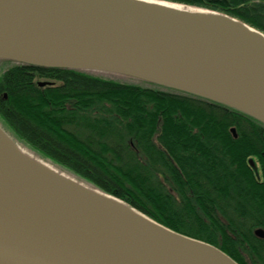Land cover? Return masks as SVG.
Segmentation results:
<instances>
[{
	"label": "water",
	"instance_id": "95a60500",
	"mask_svg": "<svg viewBox=\"0 0 264 264\" xmlns=\"http://www.w3.org/2000/svg\"><path fill=\"white\" fill-rule=\"evenodd\" d=\"M0 59L143 80L264 124V32L214 11L163 0H0ZM0 264L238 263L35 161L0 127Z\"/></svg>",
	"mask_w": 264,
	"mask_h": 264
},
{
	"label": "trees",
	"instance_id": "16d2710c",
	"mask_svg": "<svg viewBox=\"0 0 264 264\" xmlns=\"http://www.w3.org/2000/svg\"><path fill=\"white\" fill-rule=\"evenodd\" d=\"M165 1L222 13L264 32V0ZM3 63L10 65L0 73V117L19 143L238 264H264L261 241L249 239V263L229 249L230 193L235 203L249 204L250 228L264 227V180H254L264 179V124L143 80ZM39 79L49 84L39 86Z\"/></svg>",
	"mask_w": 264,
	"mask_h": 264
},
{
	"label": "flooded vegetation",
	"instance_id": "af4514ba",
	"mask_svg": "<svg viewBox=\"0 0 264 264\" xmlns=\"http://www.w3.org/2000/svg\"><path fill=\"white\" fill-rule=\"evenodd\" d=\"M0 127L8 134V131L0 125ZM257 183H262V177H254ZM230 191V190H229ZM231 192V191H230ZM249 214V204L244 201L241 204L233 201V193L229 194V249L238 250L239 254L244 256V261L249 263L246 250L250 248L249 239L261 241L262 245L259 247L264 248V237L258 236L255 231L261 229L264 232V227L253 226L250 228L247 218ZM251 234V237H250Z\"/></svg>",
	"mask_w": 264,
	"mask_h": 264
},
{
	"label": "bare ground",
	"instance_id": "6f19581e",
	"mask_svg": "<svg viewBox=\"0 0 264 264\" xmlns=\"http://www.w3.org/2000/svg\"><path fill=\"white\" fill-rule=\"evenodd\" d=\"M188 7V6H187ZM183 9V8H182ZM17 145L19 146V148L21 149V151L27 155L28 157L34 159L35 161L53 169L54 171L58 172L59 174H62V176L68 178V179H71V180H74L75 181V177H73L71 174L65 172L64 170H62L61 168L53 165L52 163L40 158L39 156H37L35 153H33L29 148H27L26 146H24L23 144L21 143H17Z\"/></svg>",
	"mask_w": 264,
	"mask_h": 264
},
{
	"label": "rangeland",
	"instance_id": "374dc122",
	"mask_svg": "<svg viewBox=\"0 0 264 264\" xmlns=\"http://www.w3.org/2000/svg\"><path fill=\"white\" fill-rule=\"evenodd\" d=\"M163 1H165V0H163ZM165 2L170 3V4H173V5H175V6L182 7V8L192 9V8H190V7H187V6L183 5V4H179V3H176V2H169V1H165ZM9 65H10V64H7V63L0 64V73H1L3 70H5L7 67H9ZM38 82H48V81H45V79H39ZM38 82H37V84H38ZM3 97L5 98V97H6V94H4ZM0 125H1L2 127H4V128L8 131V135H9L10 137H12L13 139L15 138V139L17 140L16 136H15V135L12 133V131L7 127V125L4 123V121L2 120L1 117H0Z\"/></svg>",
	"mask_w": 264,
	"mask_h": 264
}]
</instances>
